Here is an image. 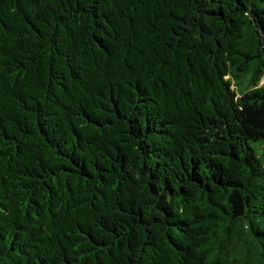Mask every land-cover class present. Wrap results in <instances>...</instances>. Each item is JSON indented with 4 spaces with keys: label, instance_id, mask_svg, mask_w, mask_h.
Masks as SVG:
<instances>
[{
    "label": "trees",
    "instance_id": "obj_1",
    "mask_svg": "<svg viewBox=\"0 0 264 264\" xmlns=\"http://www.w3.org/2000/svg\"><path fill=\"white\" fill-rule=\"evenodd\" d=\"M264 0H0V264H264Z\"/></svg>",
    "mask_w": 264,
    "mask_h": 264
},
{
    "label": "rangeland",
    "instance_id": "obj_2",
    "mask_svg": "<svg viewBox=\"0 0 264 264\" xmlns=\"http://www.w3.org/2000/svg\"><path fill=\"white\" fill-rule=\"evenodd\" d=\"M264 83V78L261 80V84H263Z\"/></svg>",
    "mask_w": 264,
    "mask_h": 264
}]
</instances>
